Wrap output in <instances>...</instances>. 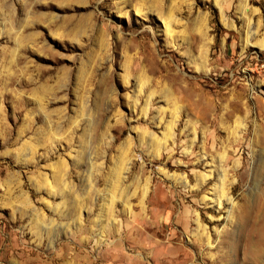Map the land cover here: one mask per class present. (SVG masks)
<instances>
[{
	"label": "rangeland",
	"instance_id": "1",
	"mask_svg": "<svg viewBox=\"0 0 264 264\" xmlns=\"http://www.w3.org/2000/svg\"><path fill=\"white\" fill-rule=\"evenodd\" d=\"M262 64L264 0H0V264H264Z\"/></svg>",
	"mask_w": 264,
	"mask_h": 264
},
{
	"label": "bare ground",
	"instance_id": "2",
	"mask_svg": "<svg viewBox=\"0 0 264 264\" xmlns=\"http://www.w3.org/2000/svg\"><path fill=\"white\" fill-rule=\"evenodd\" d=\"M191 154H192V153H191ZM224 158H225V157L223 156V157H222V162H223V159H224ZM218 189H219V188H218ZM144 195H146V194H144ZM221 195H226V193H225L224 190H223V192H222ZM215 197H216V196H215ZM224 197H225V196H224ZM226 197H228V200H229V201L232 200L231 197H229V196H227V195H226ZM219 198H223V197H222V196H218V199L216 198L217 201H218V203L221 204V199H219ZM198 222H199V218H198ZM199 226H200V225H199ZM253 232H254V231H253ZM175 235H176V234H175ZM247 236H248V235H247ZM250 236H251V235H250ZM173 237H174V236H173ZM173 237H172V238H173ZM172 238H171V239H172ZM249 238H250V237H249ZM169 239H170V238H169ZM176 239H177V238H176ZM209 240H210V239H209ZM251 240H252V239H251ZM258 240H259V239H258ZM247 241H248V240H247ZM249 241H250V240H249ZM249 241H248V242H249ZM248 242H247V245H248ZM210 243H211V242H210ZM261 243H263V242L261 241ZM210 245H211V244H210ZM253 245L255 246V248L253 249V251L256 252V253H260L262 249L258 246V242H254V243H252V246H253ZM250 246H251V245H250ZM181 254H182V253H181ZM185 254H186V253H185ZM122 257H123V256H121V259H122Z\"/></svg>",
	"mask_w": 264,
	"mask_h": 264
},
{
	"label": "built area",
	"instance_id": "3",
	"mask_svg": "<svg viewBox=\"0 0 264 264\" xmlns=\"http://www.w3.org/2000/svg\"><path fill=\"white\" fill-rule=\"evenodd\" d=\"M262 69H263V71H264V64H262Z\"/></svg>",
	"mask_w": 264,
	"mask_h": 264
}]
</instances>
